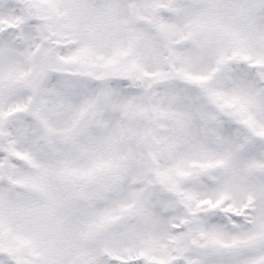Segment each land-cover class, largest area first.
Listing matches in <instances>:
<instances>
[{
	"label": "snow or ice",
	"instance_id": "snow-or-ice-1",
	"mask_svg": "<svg viewBox=\"0 0 264 264\" xmlns=\"http://www.w3.org/2000/svg\"><path fill=\"white\" fill-rule=\"evenodd\" d=\"M0 264H264V0H0Z\"/></svg>",
	"mask_w": 264,
	"mask_h": 264
}]
</instances>
